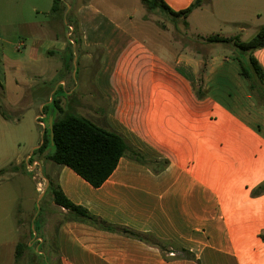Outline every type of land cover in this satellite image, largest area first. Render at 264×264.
Segmentation results:
<instances>
[{
    "label": "crops",
    "instance_id": "crops-1",
    "mask_svg": "<svg viewBox=\"0 0 264 264\" xmlns=\"http://www.w3.org/2000/svg\"><path fill=\"white\" fill-rule=\"evenodd\" d=\"M128 1L131 13L115 1L112 12H104L95 0H62L65 16L75 11L69 33L62 16L52 11L54 0L50 8L41 0H0V30H8L0 36V72L7 65L31 79H45L59 71V108L121 134L150 160L167 161L155 172L121 158L99 188L67 166L34 161L72 203L117 228L68 220V211L52 199L63 218L53 250L46 236L39 244L56 255L57 264H264V192L252 194L264 184V102L257 96L264 85L251 89L234 48L199 39L252 40L264 25V0H202L188 26L171 18L180 35L175 41L150 27L145 10L136 20L141 0ZM164 1L179 12L196 0ZM231 29L237 33L229 34ZM13 47L24 51L16 55ZM75 52V61L81 53L85 71L99 62L94 84L68 82ZM253 57L264 70V48ZM0 85L5 90L6 82ZM0 115L11 121L1 110ZM18 242L0 243L3 264H15Z\"/></svg>",
    "mask_w": 264,
    "mask_h": 264
},
{
    "label": "rangeland",
    "instance_id": "rangeland-1",
    "mask_svg": "<svg viewBox=\"0 0 264 264\" xmlns=\"http://www.w3.org/2000/svg\"><path fill=\"white\" fill-rule=\"evenodd\" d=\"M114 1L118 2L123 12H133L132 2L128 0H95V4L98 3L104 12L106 8H109L112 12L111 6H113ZM66 2L68 0H65ZM41 4L45 5L46 8L51 6L49 0H46L45 3L41 0ZM142 6L138 9L140 15L135 16L136 20L145 10ZM64 13L59 21L64 20L67 23L70 33L72 32L70 29L72 26L70 25L71 21L75 19V11L71 10L67 16ZM41 18H46V15H41ZM144 20L149 23L155 32L162 34L164 39L173 41L180 39L178 31L171 23L170 16L162 14L160 11L147 12L145 10ZM7 31L6 28L0 30V36L4 38ZM223 32L228 34L226 33L228 31ZM66 33L67 27L65 26V35ZM230 33L236 34L237 30L231 29ZM74 36L70 35L69 38L71 39ZM2 44L4 43H1V49ZM216 48L219 51L223 49L221 45ZM13 49L16 51V47H13ZM23 51L24 48L19 52L16 51L15 54L21 55ZM95 54L99 55L98 50H95ZM81 56V53H79V60L75 61V52V58L70 62L69 69L71 79L68 82H72L77 87H82L85 82H90L91 85L94 84L92 81L99 64V62H91L90 67L85 71L84 63H82V60L80 62ZM56 60L54 63L58 65L59 56L56 57ZM6 67H3L0 72V80L3 83L6 82L5 90L3 89L5 94L3 111L11 121L4 120L0 115V168L9 165L5 168V172L0 175V179L9 178L10 181H8V184H6L7 182H1L0 184V243L14 242L19 239L27 245L24 254L17 259L15 264H57L56 255L49 254L48 248L46 249V246L39 244V241H41L39 238L48 237L51 243L49 249L53 250L55 228L63 217L58 212V208L53 205L52 196L49 193H45L41 198L46 187V177L40 171L39 165L36 164L33 167V162L29 166V159L33 156L32 153L35 152V148L44 141L45 127L49 128L48 120L50 116L38 118L40 121L36 119V116L44 115V107H46V112H57L52 100L53 98L55 100L59 98V71L55 77H50L51 74L49 73L47 75L49 77H45V79H31L27 77L24 71L19 70L15 73V71ZM85 73L89 77L85 78ZM61 74L60 76L67 77L65 72H61ZM13 77H16L19 85H16V82L12 79ZM27 84H33V86L25 88L24 86H27ZM41 103L44 104L42 108L40 107ZM0 104H2L1 101ZM71 111L72 109H67L64 112L77 115V113ZM46 136L48 139L46 153L53 154L54 147L50 133ZM41 159L46 160L44 155L34 157L35 161ZM17 162L20 163L17 164ZM31 232L34 238L31 237ZM2 251L3 249L0 247V254ZM3 262L4 260L0 257V264H3Z\"/></svg>",
    "mask_w": 264,
    "mask_h": 264
},
{
    "label": "trees",
    "instance_id": "trees-1",
    "mask_svg": "<svg viewBox=\"0 0 264 264\" xmlns=\"http://www.w3.org/2000/svg\"><path fill=\"white\" fill-rule=\"evenodd\" d=\"M141 3L147 12L160 11L162 14L170 16V18L182 19L184 24L188 26L187 18L194 9L201 6L202 0H196L190 7L179 12L173 11L164 0H141ZM52 11L59 13V16L63 15L65 8L62 0H54ZM199 39L207 44H222L234 48L242 69V75L249 80L251 89L254 90L258 86L257 83L264 85V70L253 57L254 52L264 48V25L258 29L256 36L248 42H242L239 36L227 38L211 35L209 37L199 36ZM201 71H205V65H203ZM200 81L202 82V78L198 79L199 85ZM197 95L202 97L204 94L197 90ZM257 96L260 101L264 102V93L261 90L257 91ZM4 99L5 94L3 87L0 85L1 114L5 119L10 120L9 116L3 111ZM52 103L57 112H46V107H44L43 114L53 116L54 152L53 154H46L48 144L46 135L50 133V129L47 128L44 134V143L39 149L35 150L33 156L29 159V166L35 161L34 157L44 155L46 160L71 168L95 188L101 187L108 180L117 168L121 158L124 157L133 162L150 166L155 172H160L166 167L167 161L150 160L142 151L132 146L121 134L101 128L79 115L66 114L59 108L58 99L55 100L53 98ZM5 170H1L0 175ZM49 182L46 194L49 193L52 196L53 202L58 207L68 211V216L66 217L68 220L88 223L103 230H117L114 226L93 216L87 209L72 203L64 195L56 181L49 179ZM263 192L264 184L253 190L252 194L253 196H259ZM121 231L126 235L136 237L145 242L150 241L145 235L126 229H121ZM31 237L34 238L32 232ZM25 248H27V245L19 240L16 248V260L24 254ZM185 256L189 259H195L193 254H186Z\"/></svg>",
    "mask_w": 264,
    "mask_h": 264
},
{
    "label": "water",
    "instance_id": "water-1",
    "mask_svg": "<svg viewBox=\"0 0 264 264\" xmlns=\"http://www.w3.org/2000/svg\"><path fill=\"white\" fill-rule=\"evenodd\" d=\"M49 129H50V136H51V140H52V145H54V144H53L54 129H53V117H52V116L49 117ZM43 143H44V141H43L40 145H38V146L35 148V150L39 149V148L42 146ZM32 154H33V153H32ZM45 180H46V187H45V190H44V192H43L41 198H42L43 195L46 193V190L48 189L49 184H50V182H49L48 179L45 178Z\"/></svg>",
    "mask_w": 264,
    "mask_h": 264
},
{
    "label": "built area",
    "instance_id": "built-area-1",
    "mask_svg": "<svg viewBox=\"0 0 264 264\" xmlns=\"http://www.w3.org/2000/svg\"><path fill=\"white\" fill-rule=\"evenodd\" d=\"M34 167H35V165H34Z\"/></svg>",
    "mask_w": 264,
    "mask_h": 264
}]
</instances>
